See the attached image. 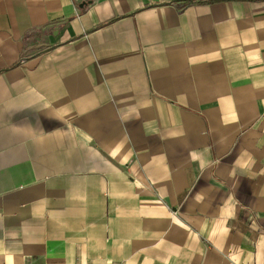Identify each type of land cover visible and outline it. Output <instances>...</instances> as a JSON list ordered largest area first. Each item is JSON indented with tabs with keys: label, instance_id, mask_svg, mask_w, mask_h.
Masks as SVG:
<instances>
[{
	"label": "crops",
	"instance_id": "0c3cea01",
	"mask_svg": "<svg viewBox=\"0 0 264 264\" xmlns=\"http://www.w3.org/2000/svg\"><path fill=\"white\" fill-rule=\"evenodd\" d=\"M0 264H264V0H0Z\"/></svg>",
	"mask_w": 264,
	"mask_h": 264
}]
</instances>
